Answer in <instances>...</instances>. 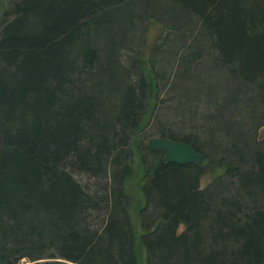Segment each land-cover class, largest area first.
Listing matches in <instances>:
<instances>
[{
	"label": "trees",
	"instance_id": "trees-1",
	"mask_svg": "<svg viewBox=\"0 0 264 264\" xmlns=\"http://www.w3.org/2000/svg\"><path fill=\"white\" fill-rule=\"evenodd\" d=\"M140 1L146 13L151 0H0V264H264V139L246 155L224 150L229 159L206 140L161 128L158 137L188 144L203 162H168L147 149L138 136L159 86L145 53L137 79L107 75L117 92L113 120L74 86L96 72L93 37ZM169 2L160 43L206 39L237 85H223V104H238L256 133L264 0ZM192 91L186 99L213 95ZM215 151L222 155L213 159ZM72 169L105 182L82 184Z\"/></svg>",
	"mask_w": 264,
	"mask_h": 264
},
{
	"label": "rangeland",
	"instance_id": "rangeland-1",
	"mask_svg": "<svg viewBox=\"0 0 264 264\" xmlns=\"http://www.w3.org/2000/svg\"><path fill=\"white\" fill-rule=\"evenodd\" d=\"M151 1L149 4L151 9H147L146 13L143 11L145 4L141 1L128 6L122 10L120 15H116L106 33L93 37L91 43L98 51L96 72L94 76L76 77L75 88L80 89L81 95L99 99L101 103L96 109L99 108L101 111L106 108L107 113L111 114L110 118L106 119L113 120L118 103L117 92L110 90L112 86H106L107 75L111 72L119 79H124L126 76L123 71H125L128 75L126 79L133 81L140 76L141 72L138 59L144 53L151 55L150 62L157 74L159 90L153 114L139 133L138 139L141 142L146 144L149 140L147 136L155 134L152 137H158L157 130L170 128L183 132V134H190L201 141L206 140L211 146L217 147V150L222 149L229 159H234L231 154H227L234 146L237 147L236 150H240L245 155L252 153L258 146L254 144L253 139H264V125L259 126L256 133H253L248 127L251 125L248 115H244L246 113L238 104L235 106L223 104L222 98L227 95L223 85L231 87L237 85L232 81H227L226 70L222 68L215 51L210 48L206 39L201 43L195 42L192 38L177 43L169 41V48L165 41L163 44L160 43L164 32L159 33L161 27L158 23L162 20L159 15L171 6L169 0ZM193 23L188 19V28H192ZM195 27L197 25L193 28ZM111 41L114 42V47L112 43L110 44ZM168 49L170 52L166 51ZM118 82L119 80L116 84ZM247 87L245 91L248 96L250 93ZM194 88H197V92L201 95L206 91L212 92L213 95L209 97V100L203 96H199L200 100L195 97L186 99L184 95L187 92L193 94ZM241 90H244L243 87ZM72 93L74 97L79 96L78 91ZM207 100L210 105L205 103ZM254 107L257 108V105L254 104ZM256 111L258 113L257 109ZM213 154V159L222 155L217 154L216 151ZM71 172L79 182L85 185L105 182L104 179L97 180L82 171L72 169ZM210 180L209 174L203 175L201 187H204ZM94 187L91 186V188ZM218 192L223 194V189H219ZM227 192L235 193L232 188H229ZM20 264H29V262L22 259Z\"/></svg>",
	"mask_w": 264,
	"mask_h": 264
},
{
	"label": "water",
	"instance_id": "water-1",
	"mask_svg": "<svg viewBox=\"0 0 264 264\" xmlns=\"http://www.w3.org/2000/svg\"><path fill=\"white\" fill-rule=\"evenodd\" d=\"M146 147L149 150H163L164 161L168 162L177 164L195 162L201 164L204 160L203 156L188 144L168 138L153 137L148 140Z\"/></svg>",
	"mask_w": 264,
	"mask_h": 264
}]
</instances>
